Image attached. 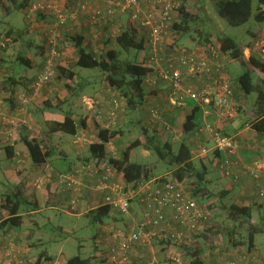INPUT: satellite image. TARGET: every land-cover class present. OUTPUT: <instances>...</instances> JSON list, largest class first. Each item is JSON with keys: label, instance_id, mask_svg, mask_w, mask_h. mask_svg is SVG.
<instances>
[{"label": "trees", "instance_id": "obj_1", "mask_svg": "<svg viewBox=\"0 0 264 264\" xmlns=\"http://www.w3.org/2000/svg\"><path fill=\"white\" fill-rule=\"evenodd\" d=\"M27 1L28 0L16 1L15 8L22 9L26 7ZM173 1H179V6L177 15L171 26V41L166 40L162 44V48L159 49V53L161 55L169 56L170 52L177 53L180 49H186L187 52L193 54L196 58L204 60L209 67L208 71L204 72L200 78L187 77L186 81L197 89L203 87L205 83L215 84V82L217 83L220 81L226 82L229 84L231 97L234 101L236 100L233 98L231 83L225 74V63L219 62L218 60L221 57H226L228 61H238L242 69L236 79L239 88L246 96L252 93L255 94L253 100L249 98L250 104H246L250 107L246 113L248 117L241 123V125L244 126L250 124V126L257 132L264 133V87H261L258 82H255V78H253L256 70L264 72V60H262V58L252 49L259 38V32H255L252 28L255 25H264V0L218 1V14L223 17L228 24L232 26H240L250 23V26L244 30V32L247 33V36L250 37L248 41L243 39L239 40L237 36L235 37L224 32H219L215 21L213 22V19L207 14L204 7H199L200 12L194 13L187 10L186 3L188 0ZM119 14H128L130 17V14L126 12L117 13L111 21H106L113 23L115 21L114 19H117ZM104 21L105 20H102L98 25L92 24L91 22L89 23V27L93 30V35L97 34L98 27L101 26ZM142 32L143 34H140L141 31L138 32L134 26L120 27V30L115 32V35L111 38L102 37L103 49L96 53L88 49L84 44V35L81 32L76 31L73 33H64L63 37H66V40L76 50V58L69 68L62 67L60 64H57L56 66L59 76L62 75L71 79L75 76L74 67L79 66L83 68L98 69L101 72V77L107 83V86L119 91L123 99H125L128 109L127 114L135 118L133 123L135 125L134 129L138 131L136 137L129 141L125 147L119 151V154L114 152L113 155L110 154L111 152L107 147L112 146L111 141H113L112 139L117 133L118 135H124L128 130L127 127L130 124H127V122L131 121L128 119L129 117H127L124 127L115 132L111 126L112 124L108 126L101 125L99 119H96L94 113H87L80 120V124L76 123L70 113H66L64 120L61 122H53L50 129L51 131H60L65 134L74 135L81 127L80 125L83 127L88 125L92 131L96 132L97 140L90 143L88 146L87 161L84 163L87 164L86 168H84L83 171L79 170L76 172V174L80 175V178L83 181L89 179L92 182H95L97 176H101L106 167H111L116 171L114 173V178L115 175L121 172L125 183L131 185L132 190L136 191L146 181L155 178H159L157 183L168 180L161 175L157 176V173H154V170H157L160 165H167L168 169L173 170L175 179L177 181H185L190 185L191 194L197 197L199 202H202L203 199L211 197L207 179L208 164H211L215 157L220 156V153L216 150H211L204 155L198 157L195 156L196 158L193 159L194 155L188 143V138L197 127L202 125L200 119L203 116L202 110L194 102V106L184 114L181 126L182 136L178 141L160 139L158 133L150 131L148 126L144 124L138 115L137 110L143 104H147L150 107L149 109H156L158 114L163 118L159 103L152 102L150 104L148 103V100H146L151 90L153 91L159 85L164 83L159 79L155 86L147 87L145 85L144 78L148 73L152 72L153 69L145 60V57L147 56L146 52L149 51L148 38H146L148 37V34L145 33H148V31L147 29H143ZM12 34L15 35L12 36ZM214 34L215 40H211V37ZM6 35L7 37L11 36V41L13 40L12 42H17L18 39L23 38L24 33L23 31L17 32V30L12 27L8 29ZM184 36H189L192 39V47H188L181 43ZM23 42L25 44L29 43L25 37ZM47 43L45 47L46 50ZM9 45L10 43L7 41L4 47L0 46V54L6 53ZM28 47H31V44H28ZM247 47H250L252 50L248 57L244 54V50ZM143 51L146 52L143 53ZM11 62H13V67L16 66V71L18 65L29 66V60L26 56L22 55L20 51L16 53ZM20 80L21 78L17 77L15 70L13 71V68H11V71L5 77V82L7 81V83L3 84V89L6 90L8 97L11 98L16 92V88L21 83ZM65 86L68 90L72 89L69 84H65ZM169 91L170 88H168L167 85V101ZM60 103L61 102L58 99L52 97L35 102L36 109L41 112L49 110L60 111ZM168 104L171 107L183 108V106H173L169 101ZM239 109L240 106L238 105V110ZM148 113L150 115V110H148ZM104 119L105 118H103V120ZM158 123L162 124L160 130L170 133L168 130L171 128L166 130V126H164L165 121H160ZM211 123L214 124L215 122ZM222 130L224 134L230 135V133L224 129V125L222 126ZM24 144L28 149L32 164H43L45 162V157L49 156V154H44L41 151L39 144L35 140L24 139ZM141 148L149 150L156 156L157 161L153 163L152 166L147 165L151 164L148 161L144 163L138 161L139 150ZM92 161H95V164H89ZM87 166L90 167L87 168ZM83 190L84 188L78 193H74L73 197H76L77 201L80 199V196L78 197V195L81 194ZM70 192L73 193L72 190H70ZM21 193V190L17 189L7 195L4 202V208H6L9 217L4 219L3 223H11L13 225L18 224L19 216H17L16 213L21 206ZM226 194H228L226 189L220 190L218 200L220 201ZM205 204L212 209V202L210 203L209 201H206ZM253 204L259 208L262 207L260 203L256 202ZM221 206L227 209L228 215L233 221L240 223L242 226H245L246 224L245 238L241 239V236L236 237L228 235L227 241L229 242V245H245L248 250L254 249L255 234L264 233V223L258 224L251 219L254 207H252L251 204L238 205L236 203L230 205L223 204ZM111 210L112 209L109 205L102 204L101 202L98 206L88 210L85 215L91 216L96 222L103 223L104 218L110 214ZM131 219L133 220V218ZM214 223L215 219L212 220L211 223L207 225L205 224V227L199 229L188 243H175L171 242L169 239L159 241H161L160 243H162L164 247H173L174 249L183 248L184 254L190 256L189 264H201L202 260L199 258L200 253L208 249V247L215 248L214 239L217 234H222L219 224L217 222ZM198 238L201 239L200 243ZM135 248L142 249L147 247L136 246ZM106 253L107 252L103 251L94 252L89 257H82L80 254H75L67 260L66 264H94L93 261H98V258L107 261ZM132 256L133 255L130 256V261ZM181 257H183V255H181ZM45 260L50 262L52 261V258L51 256H46L45 253L40 252L32 264H42ZM147 264H149V261H147Z\"/></svg>", "mask_w": 264, "mask_h": 264}, {"label": "crops", "instance_id": "obj_2", "mask_svg": "<svg viewBox=\"0 0 264 264\" xmlns=\"http://www.w3.org/2000/svg\"><path fill=\"white\" fill-rule=\"evenodd\" d=\"M13 1L16 2L17 0ZM37 1L39 0H28L26 7L22 9L26 11V8H28L32 2ZM40 1L43 3L58 4L63 9H70L74 6L76 7L77 5L76 0ZM89 2V10L95 7L103 6V0H89ZM147 8L148 7L145 9ZM38 12L39 11L31 14L27 18L29 20H26L25 22L26 27L32 26L30 27L31 32L28 35L24 34L23 38L18 39L16 42L19 44L20 53L26 56L29 60V66H24L30 70H35V72H27L22 65L20 66V71L18 70V67L16 71V66L13 67V62H11L12 60H10V58H6L7 54H0V213L2 215V217L0 215V264H26V258L29 260H36L37 255L40 252L45 253L46 256H51L52 258V261L49 262L45 260L42 264H62L65 259L63 246L58 247L56 254L50 253L49 249L44 247L46 240L40 238L39 235H35L36 231L42 229L40 219H44L45 216L48 217V215L43 214V211L54 210L60 207L62 208L64 204H66L72 209L69 210L73 212L72 214L82 216L85 215L88 210L94 208V206L85 207L84 204H88V201L91 202L93 199H98V195L96 193L84 188L81 194L78 195V197L80 196V199H78L77 203L73 205L71 203V199L74 196V193L70 192V190L63 189L56 180L57 171L74 172V167H78L79 164H83L87 161L86 158L88 156L89 142L93 141H87L88 144L85 142L75 143V134L69 135L60 131H51L50 127L55 121H63L66 113H70L76 123L79 124L80 120L87 113L93 114V109L88 108L86 105L85 107L82 103V99H84L89 93L98 94L100 91H103V88L99 85L102 82L98 79L99 72L97 71L87 75H80L74 69L75 76L72 79L60 77V81L66 89V92L64 91L62 93L63 90L60 92L62 95L58 99L61 102L59 104L61 107L60 111H38L36 109L35 100L39 96H36L35 100H33L26 108H23L22 110L19 108V96L29 95L32 93L31 85L35 80L36 75L43 67L44 54L46 52L45 47L48 32L50 30L49 27L51 26V20H56L55 15L50 9H44L40 10V21H38L39 17L36 16ZM85 15L81 24L79 22L77 25L79 26L77 32H81L84 35V44L88 49L95 53L103 48L102 37L111 38L115 35V32L120 30V27L134 26L138 32L141 31L140 34H143L142 30L139 29L136 22L131 20L128 14H119L117 20L114 21L115 23H110L105 20L102 25L98 27L97 34L93 35V33L90 32L91 28L89 27L90 19L88 13ZM67 22L66 25L63 26V29L70 31V29H73L72 25L74 24L71 25L70 20L68 23ZM12 27L10 26L9 28ZM23 28L13 27V29L17 30V32L23 31L24 33L25 31ZM65 32L66 31L63 32L62 30L63 35ZM145 33L147 34V32ZM262 36H264V33H262ZM24 37L29 41L28 44H31V47H28V44L23 42ZM60 38L61 47L70 50V52H73L76 55L74 47H69L65 42L67 41L66 37L62 36ZM246 49L250 50L247 55L248 57L252 50L249 49V47ZM253 51L256 52L262 60H264L263 51L259 49H254ZM33 52L36 53L35 56L33 55ZM62 58L64 59L65 56L62 55ZM63 59L59 62L60 66L69 68L68 65H70V61ZM11 68H13V71L15 70L16 76L21 78V83L16 88V92L10 98L6 94V90L3 89V84L7 83V81L5 82V77L9 74ZM18 72H20L19 75ZM254 78L255 82H258L261 87L264 86V72L256 70ZM51 84L52 83H50V85ZM65 84H69L72 89L68 90ZM231 88L233 90V98L240 106L239 114L230 123L223 125L224 129L228 131L230 135L235 136L239 143L237 156L241 166L235 168L234 171L238 173L240 182H234L231 178L224 177L219 174L220 183L222 181L224 189H226L228 193L235 185L238 184L236 187L238 191L237 200L241 202V205H249L250 201H247V199L251 197L253 199L252 201H256L264 207V198L257 195L252 181L250 180V182H248L247 180L249 175L241 168L254 162L255 160L264 159V133L257 132L250 126V124L244 126L241 125V123L248 117L246 113L250 107L246 104H250V102L248 97L245 96L240 88H233L232 85ZM43 89L44 87L42 90ZM53 89L56 90L58 88L52 87L49 93H52L54 91ZM108 89L109 91H113L111 93L112 95H114L117 91L111 89L109 86ZM117 93L118 95H121L119 91H117ZM47 97L49 96L47 95L44 99ZM80 97V104H78L77 98ZM164 99L167 100V85L162 84L153 91L151 90L146 100H148V103L150 104L152 102H160V104H162ZM145 106H147V104H145ZM193 106L194 103L192 101H188L183 108L169 106L168 111L165 112L164 115L170 123V133L161 130L160 134L166 135L169 140H177L179 136H182V124L179 129L176 128L178 127L176 125L179 124L180 116L181 118H184V114ZM212 117L207 118L202 116L200 123H203L208 119L210 122H215L214 124L219 125L216 118L214 116ZM80 126L81 127L78 129L76 134L86 137L88 140L89 136L94 137V141L97 140L96 132L92 131L88 125L86 127H83L82 125ZM175 130L178 131L177 134L174 132ZM24 139L35 140L39 144L41 151L44 154H49V156L45 157V162L43 164L31 163L28 149L24 144ZM188 143L192 150L196 149L199 145H203L208 148L212 145L210 137L204 132L198 134V136L191 133L188 138ZM195 158L196 157L193 156V159ZM45 163H49L51 165L50 169L45 167ZM215 163L216 160L214 158L211 164L215 166ZM115 178L117 180H123L122 173L115 175ZM252 188L253 191L251 192L250 190ZM17 189H20L22 192L21 206L16 213V215L19 216L18 224L13 225L11 223H3V220L9 217L6 208H4L6 197L12 191ZM254 192L255 194H253ZM49 241L51 240L47 239V242ZM168 249L169 247H165L164 251ZM255 249L256 247L252 250H248L245 245L230 246L229 248L223 249L208 247V249L200 253L199 258L202 260L201 264L264 263V255L257 256ZM76 254H78V252Z\"/></svg>", "mask_w": 264, "mask_h": 264}, {"label": "built area", "instance_id": "obj_3", "mask_svg": "<svg viewBox=\"0 0 264 264\" xmlns=\"http://www.w3.org/2000/svg\"><path fill=\"white\" fill-rule=\"evenodd\" d=\"M76 2L77 10L87 12L92 24L98 25L102 20L111 21L115 14L126 12L130 14L131 20L136 22L140 30L147 29L149 51H143V53H147L145 60L153 71L145 76V85L155 86L161 79L162 83L170 88L168 101L171 105L181 107L190 100L200 107L204 117L215 116L219 125H214L207 119L193 132L196 136L203 132L208 134L212 141L211 147L199 145L192 150V153L198 157L211 150L218 151L220 156L215 157L216 168L223 176L231 178L234 182L238 181V173L234 170L241 166L237 156L239 143L235 136L226 135L222 130L223 124L234 120L239 113L238 104L231 97L229 84L222 81L215 82L216 85L205 83L203 87L197 89L190 85L186 78H200L204 72L208 71L209 67L204 60L196 58L186 49H180L177 53L170 52L169 56L159 53L162 44L166 40L171 41V26L177 15L179 1L151 0L149 7L145 9L142 0H103L102 7L91 10H89V0H76ZM27 9V17L37 10L50 9L55 15L56 24L48 32L44 65L31 85L32 93L19 96L20 110L26 108L56 74V59L59 56L57 46L61 36L56 26L64 25L70 17H74L63 8L51 3L37 2ZM90 32L93 33V30L91 29ZM6 42L7 39L0 40V46L4 47ZM263 46L264 40H258L252 49H261L264 52ZM87 103L93 109L96 119H99L102 116V110L96 108L99 100L93 101L90 98L89 101L88 98ZM112 106L107 114L111 119L109 123L114 122L117 117L118 101L116 99L112 100ZM150 117L157 122H163L156 109H150ZM164 126L166 130L170 129L168 124L164 123ZM87 141L89 140L81 135L74 136L75 143L88 144ZM89 164H95V161ZM45 167L50 169L51 165L45 163ZM84 168L86 165L79 170L83 171ZM241 168L252 180L257 195L264 198V159L255 160ZM79 170L57 171L58 184L65 190H72L73 193H78L83 188L98 191L102 194V204L109 205L112 210L130 218L133 216L132 201L136 199L140 206L139 219L136 221L133 219L127 231L118 229L109 231L107 240L109 249L106 256L111 264H128L136 246L148 247L154 241L169 239L175 243H188L199 229L214 220L213 212L205 204L204 199L199 202L198 198L191 194V186L185 181L168 179L157 183L159 178H155L146 181L138 190L130 191L125 182L114 178L116 171L111 167H106L104 173L97 176L95 182L91 181L89 185L81 182L80 175L76 174ZM76 201V197L71 199L73 205ZM149 264H182V257L177 253L160 260L154 255L149 260Z\"/></svg>", "mask_w": 264, "mask_h": 264}, {"label": "rangeland", "instance_id": "obj_4", "mask_svg": "<svg viewBox=\"0 0 264 264\" xmlns=\"http://www.w3.org/2000/svg\"><path fill=\"white\" fill-rule=\"evenodd\" d=\"M20 0H17V2ZM149 1L150 0H144L143 1V7L146 8L149 5ZM216 1V2H215ZM218 1L219 0H188L186 3V7L187 10L190 12H200L199 7H204L207 11V14L213 19V22L215 21L216 25H217V30L221 33H226L232 36H237V38L239 40L243 39L245 41H248L250 37L247 36V33L244 32V30H246L249 26L250 23H246L240 26H232L230 24L227 23V21L221 17L218 14ZM37 2H42V1H37ZM37 2H32L33 3H37ZM15 3L12 0H0V40H4L7 39V41L10 43L8 50L6 51V58H10V60H12L14 58V56L16 55V53L19 50V44L18 43H14L11 41V37L6 35V33L8 32V29L10 26H13L14 28H23V30L25 31L24 34L28 35L31 32V28L32 26H27L25 25L26 20L27 19V12L28 9L26 8V11L23 9H19V8H15ZM31 4L29 6H31ZM90 4V2H89ZM58 5V4H56ZM220 5V2H219ZM60 6V5H58ZM61 7V6H60ZM62 8V7H61ZM65 12H67L69 15H72L74 17H71L69 20L71 21L70 24H74L72 25L73 29L70 31L63 29L64 25L61 26H56V28L63 32L66 31L65 33L68 32H76L78 31V23L82 22V20L84 19V15L87 14V12H83V11H78L77 8L74 6L70 9H63ZM37 13V17H39L40 15V10ZM35 11V13L37 12ZM86 16V15H85ZM68 20V22H69ZM115 21L117 19H114ZM40 21V17L39 20ZM37 21V22H38ZM67 22V23H68ZM115 23V22H114ZM56 24V20L53 19L51 20V26L49 27V29L53 28L54 25ZM255 32H259L261 34H259V38L258 40H264V36H262L263 29H264V25H255L252 28ZM15 34H12V36H14ZM63 36V34H62ZM211 40H215V34L211 37ZM65 41V40H64ZM69 47H72L71 44L68 41H65ZM61 41L59 38L58 41V51H59V56L56 59V66L57 64H60L59 62L62 61V55L65 56V60H69L70 61V65L73 64V62L75 61L74 58V53L70 52V50L61 47L60 45ZM183 45H186L188 47H192L193 42L192 39L189 36H184L183 40L181 42ZM264 48V46H263ZM103 48H101L100 50H102ZM249 49H251L249 47ZM261 50V49H259ZM250 50L245 49L244 50V54L247 55L249 54ZM21 52V51H20ZM264 53V52H263ZM26 54V52H25ZM33 55L35 56L36 53L33 52ZM63 59V60H64ZM45 60V59H44ZM219 62H223L225 63V74L226 76L229 78V80L231 81V85L233 86V88H239L238 84L236 83V79L238 77V75L241 73L242 69H241V65L239 64L238 61H233V60H229L226 57H221L219 60ZM69 64V63H68ZM68 65V66H70ZM20 66L18 65V70L20 71ZM24 69H26V71L29 73H34L35 70H30L29 68H26L24 65H22ZM66 68V67H65ZM74 69L76 70V72L80 75H87L89 73H94V72H99L98 74V79L100 80V86L103 88V91H100L98 94L95 93H89L84 99H82V103L85 106H88V108H90L89 104L87 103V99L90 98L93 99V101L99 100V103H96L97 105L100 106H96V108H99L100 110H102V116L99 118V122L101 123V125L105 126L106 124L111 125L114 129L115 132H117L118 129H121L122 127H124V125L126 124V120L127 117H129L128 119L131 120L129 122H127V124H130L127 128L128 130L125 132L124 135H118V133L113 137V141H111V145L107 147V149L111 152L110 154L114 155V152L119 154V151L122 150L125 145L131 141L132 139H134L136 137V135L138 134V131L136 129H134L135 125L133 124L135 121V118H133V116L127 114V105L126 102L124 101L125 99H123L121 97V95L117 93V91L114 93V95H112L111 93L113 91H109L107 83L103 80V78L101 77V72L98 69H90V68H83V67H74ZM20 74V72H18V75ZM59 73H57V69H56V74L54 75L53 78H51V80L44 86V89L41 91V93H39V97L35 100L38 101L39 100H45L44 97H46L47 95L49 97L52 98H57L59 99L60 96L62 95V93L66 90L63 87V83L60 81V77L65 78L64 76L60 75L58 77ZM254 78V76H253ZM259 81V80H258ZM50 83H52L50 85ZM48 85V86H47ZM47 86V87H46ZM52 87H57L58 89H53L54 91L52 93L50 92V89H52ZM264 87V86H263ZM63 90V91H62ZM62 91V93H60ZM66 92V91H65ZM48 93V94H47ZM28 94V93H25ZM47 94V95H46ZM46 95V96H45ZM246 96V95H245ZM255 94L252 93L250 95H247L248 100L249 98H251L252 100L254 99ZM47 97V98H49ZM36 98V97H35ZM41 98V99H40ZM80 98H77V103L80 104ZM116 99L118 101V106L116 108V119L114 122L109 123V121L111 120L108 117V113L109 111L112 109V100ZM32 102V101H31ZM125 102V103H124ZM85 106V107H86ZM159 107L160 110L163 114V118L162 120L165 121V123L169 124L168 119L165 117L164 113L168 111V107L169 104L167 103V100L164 99V102L162 104H160L159 102ZM149 105L145 106V104H143L137 111H138V115L140 116V118L142 119V121L144 122V124H146V126H148L149 130L152 132H156L158 133L160 139L162 140H167L166 135L164 134H160L161 130L160 128H162V124L158 123L157 121H155L153 118L150 117L148 110L149 109ZM25 112V111H23ZM183 115V114H182ZM103 118H105L103 120ZM113 121V120H112ZM183 122V118H179V124L176 125L178 127H176L177 129L180 128L181 124ZM114 123V124H113ZM126 128V129H127ZM173 132V130H172ZM171 132V133H172ZM176 134L178 133L177 130L174 131ZM175 135V134H174ZM181 136H179V138L177 139L180 140ZM92 140L94 142L95 138L94 137H90L89 136V141ZM171 140V139H170ZM171 141H175V140H171ZM87 144V143H86ZM116 153V154H117ZM138 161L140 162H150L151 164H147L149 166H152L153 163H155L157 161L156 156L151 153L149 150L146 149H140L139 150V156H138ZM80 163V162H79ZM83 165H87V164H79L78 167H74V169H80ZM121 173V172H119ZM154 173H157V176H162L163 178L166 179H175L174 175H173V170L172 169H168L167 165H160L158 167V169L154 170ZM220 172L218 173V170L215 168V166L213 164H208V174H207V179H208V189L209 192L211 194V197H207L204 199V202L209 201L210 203L212 202V212H213V216H215V223L217 222L219 224V227L221 228V235L217 234L216 238L214 239V245L215 248H229V242L227 241V237L229 236H236V237H240L241 239L245 238L246 235V224L245 226L241 225L240 223L233 221L230 216L228 215L227 209L223 208V204L225 205H230L232 203H236L238 205H241V202H239L237 200V185H233V189L226 194L224 197L221 198V200L219 201V191L224 189V185L221 181L220 183V176H219ZM248 182H250V177L248 176L247 178ZM122 181V180H121ZM124 181V179H123ZM252 181V180H251ZM81 182L84 185H89L91 183V180H81ZM125 182V181H124ZM236 182H240V178L238 179V181ZM88 187V186H87ZM251 187V186H250ZM129 190L131 191V185H128ZM251 192L253 191V188L250 190ZM94 192L98 195V199H93L91 202L88 201V204L85 203V207H95L98 206L103 200H102V194L98 191H91ZM255 194V192L253 193ZM248 198V197H247ZM253 199L250 197L247 199V201H250L249 204H251L253 208V212L251 215V219L258 223V224H262L264 223V207H258L255 206L253 203H256V201H252ZM219 201V202H218ZM203 202V203H204ZM221 204V205H220ZM132 210H133V216L132 218L134 219V221L139 219L140 216V206L138 204V201L136 199H134L132 201L131 204ZM71 208L70 206L64 204V206L61 208H56L54 210H45L43 211L44 215H48V217L45 216L44 219H40L41 225H42V229H40L39 231L35 232V235H39L40 238H43L45 241V246L47 247L50 251V253H54L56 254L58 251V247L63 246V253L65 254V259L64 262L62 264H66L67 260L75 255L77 252L78 254H80L82 257H89L91 254H93L94 252H108L109 249V244L107 243V240L109 238V231L110 230H121V231H127L129 229V225L133 222V220L128 217V216H124L121 215L118 211L116 210H111L110 214L104 218L103 223H99L93 220V218L91 216H87V215H82V216H77L72 214V211H69ZM72 210V209H71ZM40 215V214H38ZM2 217V215H1ZM0 217V218H1ZM212 222V221H211ZM210 222V223H211ZM214 223V224H215ZM47 239H50L51 241L47 242ZM53 240V241H52ZM198 240L201 242V239L198 238ZM161 241H154L152 242V244L147 247V248H135V250H133L132 252V258L131 261L129 262V264H147V261L150 260V258L155 255L156 257H158L160 260L162 259H166L168 257H170L173 254H180L183 255L182 257V264H189L190 263V256L184 254V249L183 248H179V249H174L173 247L169 248L168 250L164 251V245L162 243H160ZM254 242H255V253L257 256H262L264 255V233H257L255 234V238H254ZM51 245V246H50ZM55 246V247H54ZM222 251V250H221ZM34 260H29L26 258V264H32ZM94 264H111L108 260L104 261L102 260V258H98V261H93Z\"/></svg>", "mask_w": 264, "mask_h": 264}]
</instances>
